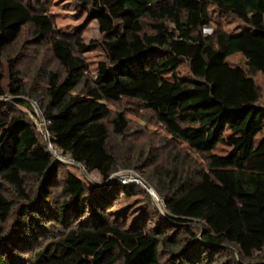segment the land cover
I'll use <instances>...</instances> for the list:
<instances>
[{"label": "trees", "instance_id": "16d2710c", "mask_svg": "<svg viewBox=\"0 0 264 264\" xmlns=\"http://www.w3.org/2000/svg\"><path fill=\"white\" fill-rule=\"evenodd\" d=\"M77 1L105 37L96 75L76 53L87 47L82 34H58L43 0H0V61L26 27L35 43L49 41L61 68L39 98L51 144L104 183L53 158L18 107L35 114L7 57L12 83L6 89L0 71V97L18 99L0 101V264H264V102L255 79L264 76V0ZM212 9L239 20L240 31H226ZM236 54L244 65L228 61ZM123 100L151 111L182 145L148 175L165 211L138 185L111 178L125 154L113 139H125L129 120L117 113L110 132L105 119L108 103Z\"/></svg>", "mask_w": 264, "mask_h": 264}, {"label": "rangeland", "instance_id": "374dc122", "mask_svg": "<svg viewBox=\"0 0 264 264\" xmlns=\"http://www.w3.org/2000/svg\"><path fill=\"white\" fill-rule=\"evenodd\" d=\"M43 3L48 14L55 21L58 34H82V40L87 44V47L82 51L76 50V53L86 61L88 74L96 75L99 64L107 60V54L102 46L105 37L100 31L98 23L95 20L89 21L87 14L82 13V6L77 0H43ZM212 15L215 22L220 23L228 32H238L242 28L240 21L233 16L222 15L214 9H212ZM213 28L215 27L213 26ZM9 56L14 58L17 68L21 70L22 82L26 90L32 95L30 103L35 114L27 107L22 105H18V107L34 122L50 154L54 159L61 161L71 171L88 182L103 184L102 177L97 171L89 172L83 166L72 163L68 159L67 154L57 150L51 144V136L47 130L49 121L41 112L39 98L41 97L42 99V89L46 83L48 73L50 71H61V68L51 52L49 41L43 40L35 43L31 28L26 27L24 29L18 41L7 50L0 61V71L5 75L3 84L6 89L12 83L7 61ZM228 61L233 65H244V58L240 54L229 57ZM183 69L186 71V67H183ZM255 79L259 86L261 99L264 102V76L259 73L255 76ZM13 83L16 84V82ZM17 99L9 92L5 96L0 97V101H6L11 104L16 103ZM108 106L111 114L105 119V122L110 132L113 128L111 120L117 113L122 112L129 120V128L125 139H113L116 147L122 148L125 154L119 163L117 171L113 173L111 178L115 183L126 182L138 185L149 194L152 203L158 210L165 211L163 198L154 189L153 184L147 183L148 175L156 177L157 174L153 173L156 165L167 167L171 164L168 163L170 160H168V152L171 150L174 153V148L182 145L178 144L177 146L173 142H169L168 135L155 115L138 104L123 100L118 103L110 102ZM140 151H142V154L138 156ZM225 151L227 149L223 147H219L217 150L219 153ZM189 156H192L196 165L202 166L206 163L201 156L194 153H190ZM144 184H147L149 189ZM58 190V188L54 189V193H57ZM250 218L255 223L254 213H250ZM57 231V233L62 232L60 227H57ZM250 246L251 243L247 240L244 245L245 250L248 251Z\"/></svg>", "mask_w": 264, "mask_h": 264}, {"label": "built area", "instance_id": "2783aa9c", "mask_svg": "<svg viewBox=\"0 0 264 264\" xmlns=\"http://www.w3.org/2000/svg\"><path fill=\"white\" fill-rule=\"evenodd\" d=\"M202 30H203V33H205V34H211L213 32V29L210 26H204ZM67 155H68V159L71 160L72 163H76L74 161V159L69 154H67Z\"/></svg>", "mask_w": 264, "mask_h": 264}, {"label": "water", "instance_id": "95a60500", "mask_svg": "<svg viewBox=\"0 0 264 264\" xmlns=\"http://www.w3.org/2000/svg\"><path fill=\"white\" fill-rule=\"evenodd\" d=\"M145 185V187L147 188V189H149V187H148V185L147 184H144Z\"/></svg>", "mask_w": 264, "mask_h": 264}]
</instances>
